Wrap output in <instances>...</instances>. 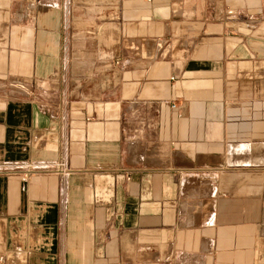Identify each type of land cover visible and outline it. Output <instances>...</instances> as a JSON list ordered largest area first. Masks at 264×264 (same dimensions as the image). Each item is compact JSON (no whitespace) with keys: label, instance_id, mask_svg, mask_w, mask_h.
<instances>
[{"label":"crops","instance_id":"1","mask_svg":"<svg viewBox=\"0 0 264 264\" xmlns=\"http://www.w3.org/2000/svg\"><path fill=\"white\" fill-rule=\"evenodd\" d=\"M0 264H264V0H0Z\"/></svg>","mask_w":264,"mask_h":264},{"label":"built area","instance_id":"2","mask_svg":"<svg viewBox=\"0 0 264 264\" xmlns=\"http://www.w3.org/2000/svg\"><path fill=\"white\" fill-rule=\"evenodd\" d=\"M61 166H62V163H61V164L59 163V164L57 165V167H59V168H60Z\"/></svg>","mask_w":264,"mask_h":264}]
</instances>
